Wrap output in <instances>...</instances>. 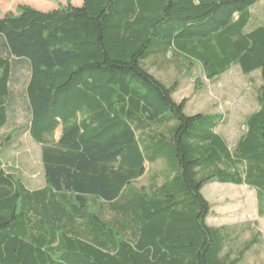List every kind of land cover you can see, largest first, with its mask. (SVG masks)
Instances as JSON below:
<instances>
[{
  "label": "trees",
  "instance_id": "trees-1",
  "mask_svg": "<svg viewBox=\"0 0 264 264\" xmlns=\"http://www.w3.org/2000/svg\"><path fill=\"white\" fill-rule=\"evenodd\" d=\"M262 2L83 0L0 18V264H244L258 223L227 252L236 227L208 225L202 191L247 186L264 218V26H251ZM194 65L208 80L259 72L258 109L232 148L226 121L187 116L179 83L150 73ZM18 109L27 120L12 128ZM21 135L40 147V189L8 166Z\"/></svg>",
  "mask_w": 264,
  "mask_h": 264
},
{
  "label": "rangeland",
  "instance_id": "rangeland-1",
  "mask_svg": "<svg viewBox=\"0 0 264 264\" xmlns=\"http://www.w3.org/2000/svg\"><path fill=\"white\" fill-rule=\"evenodd\" d=\"M68 4L80 7L83 5V0H0V18L7 13H15L19 6H29L38 11L49 12ZM252 17L251 19L257 18V21L252 22L253 28L264 26V2L253 7ZM160 67L155 70L150 69V73L168 87L179 83V89L173 98L178 103L186 102L185 114L187 116L212 115L219 122L226 121L218 128V132L228 141L231 148L234 147L242 134L245 118L258 109L256 88L259 72L247 76L243 74L239 66H233L226 74L215 80H208L199 65L184 66L179 69H161ZM27 73L24 69L19 72L14 85L17 94L24 92ZM21 101L22 98H19V106ZM20 109L12 119V128L26 123V113ZM12 128L4 130L3 133L9 132ZM59 133L60 131L57 132V138ZM14 147L16 148L6 156L8 166L16 167L31 188L44 187L40 147L28 135H21L18 140H15ZM146 167L149 169L150 166ZM202 193L212 208L207 219L208 225L236 227L234 240L227 252L235 251L245 242L250 241L253 235L246 227L249 223H258V231L261 232L262 237L246 255L244 264H264V218L258 215L255 190L247 186L212 182L204 187Z\"/></svg>",
  "mask_w": 264,
  "mask_h": 264
},
{
  "label": "crops",
  "instance_id": "crops-1",
  "mask_svg": "<svg viewBox=\"0 0 264 264\" xmlns=\"http://www.w3.org/2000/svg\"><path fill=\"white\" fill-rule=\"evenodd\" d=\"M61 132L59 133V136H60Z\"/></svg>",
  "mask_w": 264,
  "mask_h": 264
}]
</instances>
